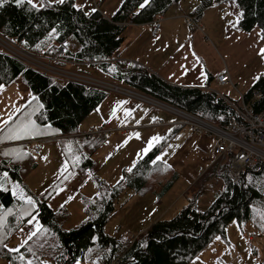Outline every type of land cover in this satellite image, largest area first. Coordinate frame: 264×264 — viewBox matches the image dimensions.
<instances>
[{
    "label": "trees",
    "instance_id": "obj_1",
    "mask_svg": "<svg viewBox=\"0 0 264 264\" xmlns=\"http://www.w3.org/2000/svg\"><path fill=\"white\" fill-rule=\"evenodd\" d=\"M179 1L149 0L141 8L144 0H124L116 13L107 19L98 10L87 13L75 7L74 0H65L64 3L43 0L37 8H32L27 3L17 6L14 0H6L0 6V35L23 49L34 52L40 51L43 41L53 33V44L44 52L45 55L55 54L57 46L62 45L69 49L63 57L64 61L97 68L111 83L195 115L213 125L224 126L234 116V111L226 100L235 104L237 101L204 89L170 85L139 64L106 63L114 59L123 44L127 25H151ZM216 1L198 0L194 16H200ZM234 3L240 11L239 30L249 33L257 28L264 41V0H234ZM19 77L36 99L32 98L13 117L8 124L9 130L17 128L16 120L23 119L25 122L30 119L35 122L39 131L49 129L57 134V140L64 145L79 141L78 138H73L77 135L79 125L108 95L107 92L86 89L74 83L55 82L0 51V86L9 85ZM211 81L212 78L209 77L207 85ZM243 98L255 113L264 110V73ZM41 104L43 108L39 107ZM12 121H15L14 125ZM177 130L178 127L173 129L128 172H123L122 179L115 185L108 187L93 175L97 194L92 199L83 201L87 220L70 231L63 228V223L68 218L66 209L54 212L46 202L47 196L57 188V183L41 198L32 196L23 185L24 175L36 167L33 156L28 152L29 143L37 140L35 132L28 140L16 144L15 147L21 150L18 155L10 160L0 158V176L4 172L8 173L4 183L7 190H0V215L4 216L0 237L6 243L31 215L37 217L42 228L19 253L8 252L0 245V257L10 264H27L30 260L41 264L45 258L56 264H75L77 261H90L93 256L101 257L100 264H190L213 238L219 235L225 239V229L231 222L235 221L240 227L249 223L263 235L264 165L245 168L238 181L233 182L228 176L226 163L214 164L199 178V181H206L215 176L224 184V191L206 210L197 211L189 203L173 219L158 220L136 237L123 235L113 238L104 233V226L114 215L115 206L122 194L128 192L132 196L154 190V186L146 179L157 172L156 168L161 164L157 157ZM95 139L84 137L81 150L78 147L67 149V154L78 171L94 169L89 150H94L93 147L97 145ZM7 149L9 148L0 150ZM76 151L81 152L79 163L77 156L74 157ZM20 155L27 167L20 164ZM15 160L17 163H14ZM161 165L163 167L160 172H171L168 167ZM176 178L174 174L172 181L165 186L155 184L159 191L158 198L170 189ZM9 183L21 185L33 198L35 205L32 213L29 209L33 206L14 197ZM9 209L11 212L5 215Z\"/></svg>",
    "mask_w": 264,
    "mask_h": 264
},
{
    "label": "crops",
    "instance_id": "obj_2",
    "mask_svg": "<svg viewBox=\"0 0 264 264\" xmlns=\"http://www.w3.org/2000/svg\"><path fill=\"white\" fill-rule=\"evenodd\" d=\"M46 1L49 3H56L54 0ZM78 1L84 2L81 4V7L80 5L75 7L87 12L86 6L89 2L87 0H74V4ZM196 6L197 0H180L177 4L173 5L163 16V20L160 21V27L156 37H151L150 35L151 25H127V29L124 33V42L115 54L114 59L120 64H139L170 85L189 89L210 90L212 92V87H220L223 90L233 92L235 95L237 94L240 99V97L258 80L257 78L261 77L264 73V55L260 54L261 49H264V41L262 40L260 30L255 28L249 33L239 30L238 22L240 20V11L234 3V0H217L206 8L197 18L194 16ZM101 13L107 19H110L114 15L111 14L110 16L104 12ZM188 17H195L197 27L189 22ZM68 68L70 67L68 66ZM225 70L229 75L230 83L224 86H218L214 82V78ZM209 77L212 78V81L207 85ZM107 94L106 98L98 105L95 111L84 120L89 121L92 119V123L89 124L90 122H88L86 125L88 129H83L79 126L77 135L73 137L78 138V142L73 144L68 142L64 145L57 140L59 136L49 129L35 132V138L37 139L35 141L50 139V141L54 143L47 147H40L38 154L31 153L28 148V152L33 156L34 162L36 163V167L31 170V172L35 171L38 167L35 159L36 155L42 158L48 152L50 154H56L59 157L56 170H59L60 177L52 185L54 186L57 183V188L60 184L62 186L59 190L53 192L54 194L51 193L48 195L46 199L47 205L54 212L65 208L68 213L69 202L73 200L77 192L81 194L83 188L87 187L86 185H88L90 181H92L96 187V183L92 179L93 175L107 185L103 179L107 178V176L101 175L103 177L101 178L98 175L99 170L103 171L106 167L110 169L113 163L111 160L112 156L107 158L108 151L106 150L115 148L123 143V145L126 143L130 145L139 143L140 147L150 144L156 145L159 143L158 140L160 138L167 137L171 133V130L176 127H178L179 130H177L175 134L181 131L182 128H186L192 132L186 126L175 125L177 120L169 117L159 119L157 115L150 116L147 112L145 113V111L139 112L140 109L136 108V104L130 102L121 95L114 93ZM239 99L237 102H239ZM22 108L15 111L9 118H5L0 124V149L9 148L7 150H0L1 159L10 160L14 158L18 155V152L20 153L21 151L20 148L15 147L16 144H20L32 136V134H20L19 138H14L16 135L15 130L23 124L29 123L31 121L30 119L25 122L23 119L16 120V125H18L17 128L9 130V122L20 110H22ZM133 118L137 119V121L144 122L145 126L149 128L148 130L143 129L140 132L133 133L129 140L123 141L127 139L125 136L128 135L124 129L127 128L130 130L131 127H134L133 124L135 123H129ZM5 121L8 123H4ZM159 122H162V124L160 125ZM14 123L15 121H12V125H14ZM127 123L130 125L125 126ZM168 128H170V130L167 133ZM97 129H102L103 131H107V133L98 134L93 137L96 138L97 145L93 147L94 150H89V153L91 152V160L94 162L95 167L92 171H78L74 166L73 160L69 158L67 149H74L76 147L80 148V150L83 149L82 139L91 130ZM117 132L119 133L114 134ZM88 148L89 147H87V149ZM76 152L77 163H79L81 152ZM61 154L64 156H60ZM21 158L22 155L19 156V160L22 161L20 164L23 165L25 161L23 159L21 160ZM14 163H17V160H15ZM118 164H122L121 160H118ZM165 164L173 170V167L167 163ZM116 172L118 173V168ZM123 172L128 171L123 169L122 177ZM24 178L25 177H23V180ZM88 178L89 181H87ZM11 184L13 183H9V188ZM27 190H29L34 197L39 196L41 198L45 194L44 192L38 195V193L31 191L29 188H27ZM93 191L92 188H89V193ZM26 195L29 196L27 193ZM93 197L88 198L84 195H78L79 201L82 202V207L85 199H92ZM33 209L34 206L30 207L29 212L32 213ZM158 217L159 216L155 217L154 220ZM79 220L81 225L87 218L84 216V219ZM27 221L18 231L24 229L23 227L27 225ZM130 234L131 232H127L126 237H132ZM12 237L6 242L8 246L13 239ZM95 257L96 256H93L90 261L92 262Z\"/></svg>",
    "mask_w": 264,
    "mask_h": 264
},
{
    "label": "rangeland",
    "instance_id": "obj_3",
    "mask_svg": "<svg viewBox=\"0 0 264 264\" xmlns=\"http://www.w3.org/2000/svg\"><path fill=\"white\" fill-rule=\"evenodd\" d=\"M87 1L89 2L86 6V10L88 13L92 12L93 9H95L111 16V14L116 13L124 0ZM83 2L84 1H78L75 6L80 5L81 7V4H83ZM163 16L161 17V21L163 20ZM53 39L54 35L52 33L47 37L46 40L43 41V50L39 49L40 51H34L30 53L34 54L36 59L39 58L45 61V57L49 55H45L44 52L49 48V46L53 44ZM3 41L6 42L4 37L0 35V51L9 54L12 57L15 56V52H13L11 49L7 48L5 50L2 48L6 46ZM1 45L3 46L1 47ZM17 46L19 48L21 47L19 45ZM115 63L119 62H113L110 64ZM69 67L70 68L68 69L71 71H78L89 77H95L109 83L112 82L105 75H103L100 70L94 67H89L86 64H83L79 67L69 65ZM58 83L63 84L65 82H63V80H60ZM119 86L122 89L127 90L126 87L121 85ZM212 90L219 95L228 97L232 101L236 102L239 99L237 94L235 95L233 92L223 90L220 87H212ZM121 96L136 104V108L140 109L139 112L145 111V113L147 112V114H149L150 116L157 115L159 119L169 117L177 121L179 120L177 116L166 112L162 108L151 106L147 103H142L132 98L128 99V97L126 98L124 95ZM32 98V92L30 91L28 86L23 83L20 77L15 79L9 85L0 86V124L5 120V118H9L13 113H15V111L21 109ZM136 121L137 119L133 118L129 123H135L133 124L134 127H131L130 130L127 128L124 129L126 130L128 135L125 136V138L127 139L123 141L129 140L133 133L135 134L136 132H140L143 129L148 130L149 127L145 126L144 122ZM88 122H90L89 124H91L92 119H90L89 121H83L79 126L85 129ZM129 123H127L125 126H129ZM169 130L170 128L167 129V133L169 132ZM118 133L119 132L114 134ZM164 138H160L158 142H160ZM38 141L40 142L41 148L47 147L54 143L51 142L50 139H40ZM212 142L213 137L211 136L193 134L188 129L182 128L181 131H179L177 134H175L174 137L167 141L158 155L160 159L157 160L161 164L168 167L171 172H160V168L163 167L160 164L156 168L157 172H153L152 175L146 179V181L150 182L152 186H154V190H146L143 194H136L132 196H130L128 192L122 194L115 206L114 215L104 226V233L113 238H120L123 235L127 236V232H131L130 235L136 237L140 231V233H144L153 223L158 220L173 219L183 209V207H185L189 203H192L194 209H196L197 211L206 210L224 191L223 182L215 176L210 177L206 181H204L203 179L199 181L201 175L205 171L209 170L210 167L214 166L211 165V161L205 157V152L209 149ZM123 144H120L115 148H111L110 150H106L108 151L107 158L112 156L111 160L113 163L111 164L110 169L106 167L103 171H98V175L101 178H103L101 175L107 176V178L103 179L108 186H112L120 181L122 178V170L126 169V171H129L138 159L142 158L155 146V144H151V147H149V145L140 147L139 143H135L133 145H130L128 143H126L125 145ZM145 149H148V151L145 152ZM60 156L64 155L61 154ZM74 157H76V155H74ZM35 159L37 161L38 167L35 171H29L24 175L25 178L23 180V185L31 189V191L38 193L39 195L40 193H47L53 187L52 184L59 179V170H56V165L58 164L59 157L56 154H50L47 152L42 158L36 155ZM118 160H121V165L118 164ZM165 163L173 167V170ZM218 163L222 164V162ZM23 165L27 167L26 163L24 162ZM117 168L118 173L116 172ZM174 174L177 176V178L173 179L172 186L167 192L164 193L161 198H158L157 194L159 193V191H157L155 184L158 183L161 186H165L168 182L172 181V177L174 176ZM87 181H89V178ZM197 181H199L198 184H196ZM17 186H19V188H17ZM61 186L62 185L60 184V186L53 192L59 190ZM86 186L87 187L83 188V192H81V194L77 192L73 200L69 202L68 218L63 223V228L66 231L75 229L81 223L79 219H84L85 214L81 205L82 202H80L78 199V195H84L88 198H91L97 193L95 184L92 181H90V183ZM89 188H92V190L94 191L92 193H89ZM9 189L11 193L14 190L19 191L20 189H22L25 196H27L21 185L17 183L11 184ZM14 197L18 198L17 196ZM33 216L34 215H32L29 219H31ZM157 216L159 217L154 220ZM34 220L35 221H32V224L27 223V225L23 227V231H18L12 237L13 239L10 241V245L8 246L9 248L18 247L21 242L27 238V235L31 231H35L37 228L41 230L42 226L37 217H35ZM248 234H256L258 236V239L250 244L247 240ZM30 261L31 264H39L36 260ZM0 264L10 263L0 257ZM41 264L56 263L49 258H45ZM75 264H92V262L83 260L77 261ZM190 264H264V240L262 236L259 235L258 231L252 227L251 224L244 223L240 227L234 221L226 227L225 239L219 235L213 238L205 246V248L197 254L195 259H193Z\"/></svg>",
    "mask_w": 264,
    "mask_h": 264
},
{
    "label": "built area",
    "instance_id": "obj_4",
    "mask_svg": "<svg viewBox=\"0 0 264 264\" xmlns=\"http://www.w3.org/2000/svg\"><path fill=\"white\" fill-rule=\"evenodd\" d=\"M188 20L193 26L197 27L195 17H188ZM160 21L161 17H158L151 23V37H156L160 27ZM4 39L6 42L3 41V43L7 47H2L3 45L1 47L5 50L9 48L15 52V56H11L13 59L25 65L27 68L38 71L55 82L63 80L65 83H74L86 89L121 94L126 98L128 97V99L132 98L151 106H157L179 118L175 125L186 126L197 135L213 137L212 145L205 152V156L211 161V165L218 162L226 163L228 165V176L233 182L238 181L245 168L264 165V110L260 113H255L245 104L243 96L240 97L237 104L226 100L227 104L234 111V116L224 126H216L195 115L167 106L134 91L122 89L117 84L109 83L95 77H89L78 71L69 70V65L79 67L83 64L64 61L63 57L69 49L62 45L57 47L55 54L45 57L46 60L43 61V59H36L34 54L25 49L19 48L15 42L6 38ZM113 62L118 61L115 59L106 61V63ZM214 82L218 86L229 84L230 78L227 71L225 70L219 73L214 78ZM159 124L161 125L162 122H159ZM104 133H107V131H103L102 129L91 130L85 137L91 139L98 134ZM29 150L33 154H38L40 142L35 140L31 141L29 143ZM261 236L264 240V234ZM257 239L258 236L256 234H248L247 236L249 243ZM100 261L101 257H95L92 260V264H100Z\"/></svg>",
    "mask_w": 264,
    "mask_h": 264
},
{
    "label": "snow or ice",
    "instance_id": "obj_5",
    "mask_svg": "<svg viewBox=\"0 0 264 264\" xmlns=\"http://www.w3.org/2000/svg\"><path fill=\"white\" fill-rule=\"evenodd\" d=\"M6 2V0H0V6H3V3ZM15 4L17 6H20L24 3H27L29 5L32 6V8H37L38 6V2L42 4L43 0H14ZM54 2L56 3H64L65 0H54ZM149 2V0H144V3H142L140 5L141 8L145 7V5ZM75 6V5H74ZM93 11H95V9H93ZM261 55H264V49H261ZM259 79V78H257ZM33 99H36V97H33ZM40 108H43V104L39 105ZM4 123H8L7 121H5ZM16 131V135L14 138H19L20 137V134H25V135H30L32 134L33 132H37L38 129L35 125V122H29L27 124H23L21 127H19ZM154 139H158V138H154ZM149 147H151V144L149 145ZM145 152L148 151V149H145L144 150ZM157 159H160L159 157H157ZM7 177H8V173L7 172H4L2 174V176H0V190H7L5 187H4V183L6 182L7 180ZM17 188H19V186H17ZM12 194L14 196H17L19 199L23 200L26 204L28 205H32L34 206L35 205V201L33 200V198L31 196H25L24 192L22 189H20L19 191H16L14 190L12 192ZM11 212V210L9 209L8 210V213H6L5 215L9 214ZM26 214L28 215H31V213H27ZM35 219V217L33 216L32 219H29L28 220V223L29 224H32V221ZM4 226V216L3 215H0V228H3ZM21 231H23V229H21ZM39 231V229L37 228L35 231H31L28 235H27V238L24 239L21 244L18 246V247H14V248H9L8 245L6 243H4V239L2 237H0V245H2L4 248L7 249L8 252H15V253H19L21 248L24 247V245H26L28 243V241L32 240V238L34 236L37 235V232ZM29 251H31V249H29ZM20 259L21 260H24V257L23 256H20ZM27 264H31V261H28Z\"/></svg>",
    "mask_w": 264,
    "mask_h": 264
}]
</instances>
